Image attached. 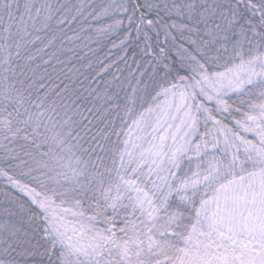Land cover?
Instances as JSON below:
<instances>
[{"label":"snow or ice","instance_id":"obj_1","mask_svg":"<svg viewBox=\"0 0 264 264\" xmlns=\"http://www.w3.org/2000/svg\"><path fill=\"white\" fill-rule=\"evenodd\" d=\"M0 264H264V0H0Z\"/></svg>","mask_w":264,"mask_h":264}]
</instances>
